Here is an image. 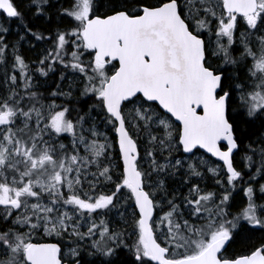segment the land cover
<instances>
[{
    "label": "snow or ice",
    "instance_id": "obj_1",
    "mask_svg": "<svg viewBox=\"0 0 264 264\" xmlns=\"http://www.w3.org/2000/svg\"><path fill=\"white\" fill-rule=\"evenodd\" d=\"M0 264H264V0H0Z\"/></svg>",
    "mask_w": 264,
    "mask_h": 264
}]
</instances>
